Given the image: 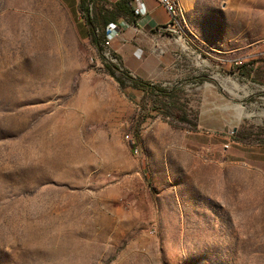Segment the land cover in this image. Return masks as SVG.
I'll list each match as a JSON object with an SVG mask.
<instances>
[{
    "label": "rangeland",
    "instance_id": "374dc122",
    "mask_svg": "<svg viewBox=\"0 0 264 264\" xmlns=\"http://www.w3.org/2000/svg\"><path fill=\"white\" fill-rule=\"evenodd\" d=\"M200 1L162 99L78 0H0V264H264V0Z\"/></svg>",
    "mask_w": 264,
    "mask_h": 264
},
{
    "label": "crops",
    "instance_id": "0c3cea01",
    "mask_svg": "<svg viewBox=\"0 0 264 264\" xmlns=\"http://www.w3.org/2000/svg\"><path fill=\"white\" fill-rule=\"evenodd\" d=\"M102 10L106 24L115 23L122 26V31L110 40V48L120 66L131 75L152 82L172 81L178 76L179 61L188 56L189 49L174 44L171 34L163 29L168 24L169 15L156 0H93ZM183 10L184 18L180 23L187 28L200 32L205 39H212L216 34L211 25L203 26L205 16L200 13V0H175ZM76 2L80 22L89 29ZM185 9V10H184ZM213 21V20H212ZM190 28V30H191ZM181 29V31H182ZM185 30H183V33ZM225 37L226 34L224 33ZM182 37V36H181ZM184 41V40H183ZM178 57V58H177Z\"/></svg>",
    "mask_w": 264,
    "mask_h": 264
},
{
    "label": "trees",
    "instance_id": "16d2710c",
    "mask_svg": "<svg viewBox=\"0 0 264 264\" xmlns=\"http://www.w3.org/2000/svg\"><path fill=\"white\" fill-rule=\"evenodd\" d=\"M90 4H92V6H90ZM78 9L88 26L91 43L98 50H102L101 44L104 36V29L106 27V20H104L102 10L96 6L93 0H79ZM96 30H98L97 33ZM104 62L106 63L109 73L115 76V79L121 86L129 84L133 88L142 89L145 93L150 92L162 99H171L174 96L175 90L172 88H167L161 84H154L151 81L134 77L126 69H121L119 64L117 65L106 59ZM115 70L119 72L118 75L115 74Z\"/></svg>",
    "mask_w": 264,
    "mask_h": 264
},
{
    "label": "built area",
    "instance_id": "2783aa9c",
    "mask_svg": "<svg viewBox=\"0 0 264 264\" xmlns=\"http://www.w3.org/2000/svg\"><path fill=\"white\" fill-rule=\"evenodd\" d=\"M168 13L169 15V19H168V24L167 26L163 29L165 30H172L173 32H175L177 35L173 38V41L180 47L184 48L182 46V43H178L179 41H183L182 37H180V35L178 34L177 30H176V25L175 23L172 22L171 19V11L173 10V8H175L174 5V0H156ZM120 31H122V26H120L119 24H115V23H109L106 25L105 29H104V36L102 39V49H104L106 51L105 56H109L110 55V51H109V47H110V40L116 36ZM188 41H183V43L185 44V47L188 48V46L186 45ZM110 58H108V60H113V56L111 55Z\"/></svg>",
    "mask_w": 264,
    "mask_h": 264
},
{
    "label": "bare ground",
    "instance_id": "6f19581e",
    "mask_svg": "<svg viewBox=\"0 0 264 264\" xmlns=\"http://www.w3.org/2000/svg\"><path fill=\"white\" fill-rule=\"evenodd\" d=\"M246 1L247 0H240L239 1V4L236 6V9L233 11L234 14L231 17L232 19L235 20V16H238L242 22H244L246 20V18L244 17L245 12L242 10V6L245 4ZM174 5H175V8H173V10L171 11V19H172L173 23L180 25L181 21L184 18L183 10L175 2V0H174ZM181 42L183 43V41H181ZM181 42L178 40V43H181ZM235 95H236V93H235ZM240 111L242 112L241 113L242 115L247 116V117L250 116V113L243 112V109H240ZM237 119H241V117H238Z\"/></svg>",
    "mask_w": 264,
    "mask_h": 264
}]
</instances>
